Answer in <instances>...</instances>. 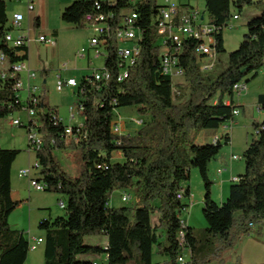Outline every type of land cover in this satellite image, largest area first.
<instances>
[{
  "label": "trees",
  "instance_id": "trees-1",
  "mask_svg": "<svg viewBox=\"0 0 264 264\" xmlns=\"http://www.w3.org/2000/svg\"><path fill=\"white\" fill-rule=\"evenodd\" d=\"M205 2L220 55L225 53L223 30L238 16L234 10L240 13L254 2ZM98 3L100 8L93 0H75L64 9L62 21L83 29L88 15H111L115 30L122 26L125 13L135 10L139 14L134 26L141 32V53L128 78L120 82L121 59L111 34L106 37L104 60L110 79L95 82L92 73L79 82L77 104L84 109L82 131L86 138L77 147L83 161L77 178L65 172L54 156L56 150L67 149L63 141L66 126L60 123L58 110L45 100L39 103L44 139L42 149L36 152L39 180L47 185L46 192L66 199L65 216L39 223L45 232V264H94L100 257H105L107 264H162L153 261L155 247L159 256L169 258L166 264H179L182 256L185 264H223L224 254L264 223V122L254 124L257 136L243 155L245 173L233 182L222 204L212 198L209 164L230 143V137L225 135L217 143L207 144L196 142V138L203 131H216L234 122V110L242 108L234 101L238 94L234 87L248 86L264 70V10L248 23L244 40L229 54L226 69L217 76L201 71L195 51L199 42L187 39L180 60L183 81L173 82L161 69L156 33L161 32L156 20L159 0ZM8 23L7 4L0 0V50L12 66L27 60V46H8L5 37L14 30L7 28ZM34 24L39 27L38 17ZM173 28L168 24L166 35L180 36V27H176L179 34L171 32ZM3 73L0 68V120L21 112L24 106L14 90L19 76L2 79ZM259 107L264 112V95L259 96ZM124 108H135L143 123L133 134L115 135L116 115ZM21 152L0 147V264H25L31 251L29 235L9 224L20 206L12 199V167ZM116 152L122 154V163L112 162ZM193 168L199 170L205 184L203 216L207 227L203 229L182 225L181 215L191 197L185 184ZM121 190L134 192L133 207L110 206L111 194ZM180 232L184 233L183 241ZM86 237H104L106 244L87 245Z\"/></svg>",
  "mask_w": 264,
  "mask_h": 264
},
{
  "label": "rangeland",
  "instance_id": "rangeland-1",
  "mask_svg": "<svg viewBox=\"0 0 264 264\" xmlns=\"http://www.w3.org/2000/svg\"><path fill=\"white\" fill-rule=\"evenodd\" d=\"M51 1H53L54 7V9L51 10V18L54 21L58 19L56 8L59 5L60 1L64 2V0ZM171 1H180L181 3H186L188 4V6L197 9L202 14L206 13L205 0ZM164 2L165 0H159L160 4H164ZM253 2L254 4L251 6H244L243 10L240 13L238 10H234V14L236 13L239 18L237 20L232 19L228 26L223 30L225 53L217 55V59L215 62L216 68L214 70L206 72L202 71L205 75H209L212 77L217 76L226 69L229 54L239 48L240 44L244 40L246 33L248 32V23L253 18L260 16L264 10V0H253ZM7 3L8 11H10L9 13L7 11L9 16V23L7 24V28L9 29L11 28V20L14 10L19 9L23 11L24 14L20 13L23 16H25L26 12L30 13V11L28 0H7ZM206 21H208L207 13ZM21 24L22 27L25 28V33L28 34V25L26 27L27 20L25 22H22ZM67 27L69 28H65L62 31L63 40L61 44L59 42V47L61 46L64 49V56H61V58L57 59L55 65L58 64L62 66L63 64H68L67 72H64L66 73V77L76 78L77 81L80 82L84 75H90L93 73L94 69L102 68V64L105 59L103 57L95 58L94 50L90 49V40L92 38V31L90 29H81L76 26L71 27L68 25ZM17 29L18 28H16V31H18ZM35 31L36 32L34 34L38 36V28H35ZM160 31L166 33L167 29H160ZM171 32H173L174 34H179V29L175 27ZM13 33L15 34L16 32ZM123 47H133V43L123 44ZM83 48L86 51L89 49L90 56L85 53L84 57H81L78 54V51L81 52ZM89 60L94 66L90 64ZM52 70L53 69L51 68L50 71H48L50 73L49 76H47L45 73L43 74L41 83L38 84L39 92L40 95L43 96V99L49 107L56 106V110L58 109L60 111V118L65 122L66 125H69L70 107L75 106L78 103V88L65 87L62 91H58L56 86L57 80L53 77L52 74L54 73V71ZM38 75L42 77L41 73H38ZM259 75L263 77L264 72L261 71ZM244 92H246V90ZM241 95L236 94L235 98H238ZM250 96L251 97L247 98L248 104L254 102L253 95L251 94ZM38 100L41 103L42 97H39ZM42 110L43 109H41L40 111ZM117 115H119L117 117L122 118V128L124 134H133L137 132V130H139V126L135 123V120L139 118V115L137 114L135 108L120 109ZM15 119H19L25 122L27 120V115L25 112H17L0 120V147L3 149H17L22 151L12 167V184L14 191L16 193L19 192L20 196L24 198L26 202L23 204V209L17 210L16 212L14 211L15 213L13 214L9 224L11 228H25L26 233L32 236L31 241L33 240L34 242V240H37L39 236L45 233L44 231L39 229V223L43 220H50V218L55 219L59 216H62L56 215L57 213L63 214L65 211L64 209L60 208L59 200L65 202L66 199L63 198L61 194L38 192L35 189L29 187L28 179L19 177V173L21 170H31L33 171V174H36L37 171H34L32 166L36 163L37 158L36 152L30 150L29 148L27 130L21 126L11 125V122ZM77 119L78 120H76L74 124L84 121V117L82 114H79ZM198 140L199 136H197L196 142H198ZM235 154L238 156L242 155L238 151H235ZM54 156L58 164L71 177L77 178L81 175L83 161L81 150L80 148H77L76 145H73L65 150H56L54 152ZM114 157L115 161L119 160L120 157L123 158L122 154L119 152H116ZM209 176H211V174H209ZM185 185L187 187H190L191 197L186 200L188 208L182 213L181 218L186 220V222L190 224L192 228H206L207 222L203 216V203L206 191L205 184L200 176L198 169L193 168L191 170V178ZM214 187L215 186L213 184L211 189L212 193ZM215 190L217 192V198L218 200H220L221 193L219 187H216ZM121 191H115L111 194V205L117 208L133 207L135 204L134 192H128L131 195V200H129L128 202H122L123 193ZM213 200L218 204L223 203L216 201L214 197ZM253 229V233L249 236L244 237L241 240V244L239 246H237L235 249H231L226 254H224L223 264L230 263L232 259H237V256L241 257V262L245 264H264V223L255 226ZM161 234V242L163 243V245H165L166 243L164 242L165 240L163 238V233ZM84 243L87 245H105L106 239L104 237H86L84 239ZM156 251L157 247L154 248L153 261L166 264V262L169 261V258L159 256ZM31 253H34L35 256L34 264H42V247H40L37 252L32 251ZM96 260H98V262L100 263L107 264L105 257H100Z\"/></svg>",
  "mask_w": 264,
  "mask_h": 264
},
{
  "label": "built area",
  "instance_id": "built-area-1",
  "mask_svg": "<svg viewBox=\"0 0 264 264\" xmlns=\"http://www.w3.org/2000/svg\"><path fill=\"white\" fill-rule=\"evenodd\" d=\"M21 1V0H19ZM97 2L99 7V1L104 2H113L114 0H93ZM133 1V0H132ZM29 2V11L33 12L35 10V0H28ZM160 12L156 20L158 23L170 24L173 27H180V36H171L166 35L164 32H157V41L160 45V60H161V69L162 73L165 76L170 77L173 82L181 81L184 77V70L181 67L180 60L183 51L184 43L187 39H196L199 44L196 48V54L199 57L201 63V71H211L215 67V62L217 59V50H216V38L214 36L215 27H213L209 20L206 21V13H201L197 9L188 6L186 3L174 2L171 0H165L164 4H160ZM112 16L108 17L105 14L98 15H88L85 22V27L89 28L92 31V38L90 41L91 47L95 50L97 57H103L104 59L107 56L106 52V37H110L111 34L114 36L118 43V53L121 59L120 64V75L119 81L123 82L129 76L130 69L136 64L140 53V39L141 32L134 26L135 20L139 18V14L135 10L126 12L123 17L122 26L113 30L112 25L110 24V19ZM239 16H234V20H237ZM24 16L21 14H15L11 22V27L13 29L19 28L23 22ZM6 43L11 48H21L26 47L29 42V36L26 34H21L18 36L13 35V32H9L6 37ZM39 42L45 45L54 46L55 40L47 36L39 37ZM133 43V47H123V44ZM87 51L82 50L79 52L80 56H83ZM0 68L5 71L2 75V79L7 77L16 79L19 76V79L15 81L14 90L16 96L21 100V91L23 90V84L21 80V74L27 70L25 62L16 63L14 65L9 64V58L7 55L0 50ZM9 72H6L9 70ZM264 71V70H263ZM93 77L95 82H103L110 79V73L105 69V66L102 68L96 69L93 71ZM35 73H30V78H35ZM56 86L58 91H62L66 88H78L79 82L76 79H64L60 76L57 77ZM234 90L240 95L245 90H247L246 85H236ZM38 89L34 88L29 94L28 99L23 103V109L21 112H25L27 115V120L25 122L15 119L11 122L12 126H21L27 130L28 134V144L30 150L37 152L42 149L44 139L40 133V128L42 122L39 117V100H38ZM259 109H261L259 107ZM83 106L81 104H76L75 106L70 107V117L69 125H66L65 122L59 117L60 123H63L65 128V133L63 135V141L65 147L70 148L73 145L77 147L80 146L83 139L86 138V133L82 131L83 123L71 124L76 121L79 114L83 113ZM119 113V112H118ZM117 113V114H118ZM234 117L240 115L239 110H234ZM112 128V131L115 135H124L122 128V118L117 117ZM233 121H231L232 123ZM135 123L140 127L143 121L140 118L135 120ZM220 138L216 137L212 140L213 143H217ZM234 161L242 160L241 156L234 155L232 157ZM34 171H37L36 174H33L31 170H21L19 173L20 178H26L29 180V185L31 188L35 189L38 192H46L47 185L39 180L40 165L39 162L32 166ZM222 169L219 170V173H222ZM238 178H234L233 182H238ZM179 198H183V192H180ZM131 200V195L129 193H124L122 195V202H128ZM61 209L65 208V202L61 200L60 202ZM186 221H182L183 227L186 226ZM253 227V226H252ZM180 239L184 240V233L180 232ZM42 239L30 240V250L34 251L36 246L42 244ZM179 264H185L186 258L182 256L178 259ZM94 264H101L96 262Z\"/></svg>",
  "mask_w": 264,
  "mask_h": 264
},
{
  "label": "crops",
  "instance_id": "crops-1",
  "mask_svg": "<svg viewBox=\"0 0 264 264\" xmlns=\"http://www.w3.org/2000/svg\"><path fill=\"white\" fill-rule=\"evenodd\" d=\"M4 1L7 4V11H8L7 0H4ZM74 1L75 0H70V1L64 0V2L60 1L59 5L56 8L58 19L53 21L51 18V10L54 9L53 1L35 0V10L30 13L26 12L24 19H23V22L27 20L26 27L28 25V32H27L28 34L25 33V28L22 27V24L17 29L18 31H16V29L12 31V32H16L15 34L17 35L13 33V35L15 36H18L21 34H26L29 36V42L27 44V51H26L28 58L25 61L27 70L21 74V80L23 84V90L21 91V100L23 101V103L27 101L29 94L32 92L34 88L38 89V96L42 97V100H44L43 96L40 95L38 84L41 83V78H43L44 73L47 76L50 75L48 71H50L51 68L53 69L52 71H54L52 75L56 80L58 76L64 79H70V78L76 79L73 77H66V73L64 72H67L68 64H63L62 66L58 64L55 65V62L57 61V59L61 58V56L62 57L64 56L63 47L61 46L59 47V42L61 44L63 40L62 31L65 28H69L67 27V25L71 27H75V25L66 24L65 22L62 21V18H61L64 9L70 6ZM9 12L10 11H8V13ZM20 13L24 14V12L19 9L14 10L13 16L15 14H20ZM36 17L39 18L38 36L34 34L36 32L34 19ZM12 20H13V17H12ZM84 28H87V27H84ZM55 31L57 34H55ZM41 36H47V37L53 38L55 40V45L50 46V45H45V44L40 43L39 37ZM90 49L94 50L93 47H91V44H90ZM79 52L80 51H78V54ZM94 53H95V50H94ZM86 54L90 56L89 49L87 50ZM81 57H84V55ZM95 58H99V57H97V55L95 54ZM89 62L91 65H93L90 60ZM103 66H104V61H103L102 67ZM37 72L41 73L42 77H40V75H38ZM30 73H35L36 77L30 78ZM251 90H254V91H251ZM241 94H240L241 95L240 97L234 98V101L237 104L242 106V108L239 109L240 115L236 117L234 122L225 123L220 129L216 131H203L199 135L198 143L200 144L211 143V141L216 137L222 138L225 135H229L230 137V143L228 145H225L222 148L219 155L215 159H213L209 164V174H211L210 176L211 181L212 182L214 181L213 184L215 186L213 189L212 198L214 197L215 200L218 202H224L227 200L230 194V188L233 185V179L239 178L245 173L246 165H245L244 159L240 161H234L232 159V157L236 155L235 151H238L239 153H241L242 154L241 156L243 157L244 152L246 151L247 147L249 146L251 141L257 136V131L255 129L254 124L255 123L261 124L264 122V112L261 109H259V96L264 95V76L262 77L258 75V77L247 86L246 92H243ZM251 94L254 97V102H251V104H248L247 98L251 97L250 96ZM53 108H56V106H53ZM47 111H48L47 109L44 110V112H47ZM58 115H60L59 110H58ZM75 122L71 124H74ZM83 122L84 121H81V122H78L77 124L79 123L81 124ZM114 155L115 153L113 154L112 162H122L123 161V158L121 157L119 158V160L115 161ZM240 162H243V163H240ZM221 169L223 171L222 173H219V170ZM216 187H219L220 189V193H221L220 200H218L217 198V192L215 190ZM121 192L124 194L126 192L128 193L129 191L122 190ZM12 199L14 201L20 202V206L15 210V212L17 210L23 209V204L26 202V200H24V198L20 196L19 192L16 193L14 191L13 184H12ZM59 202H61V200H59ZM110 206L115 207L111 205V201H110ZM15 212H13L12 215L10 216L9 222L11 221V218ZM56 215L65 216V211L63 214L57 213ZM62 216H59V217H62ZM50 219H53V218H50ZM187 226L192 227L188 223H187ZM12 229L21 230V231L26 232L25 228H22V229L12 228ZM29 237L31 240L32 236L29 235ZM44 238H45V233L39 236L38 239H44ZM240 244H241V241L234 247V249ZM40 247H42V264H44V251H45L44 243L37 245L36 249L33 252H37ZM31 252L32 251H30L28 255V259L25 264H34L35 256H34V253H31ZM238 257L239 256H237V259L235 260L232 259V261L228 264H236L237 262L241 264H245L241 262L242 258L239 257L238 259Z\"/></svg>",
  "mask_w": 264,
  "mask_h": 264
},
{
  "label": "bare ground",
  "instance_id": "bare-ground-1",
  "mask_svg": "<svg viewBox=\"0 0 264 264\" xmlns=\"http://www.w3.org/2000/svg\"><path fill=\"white\" fill-rule=\"evenodd\" d=\"M168 24L165 23H159L158 28L165 30Z\"/></svg>",
  "mask_w": 264,
  "mask_h": 264
}]
</instances>
